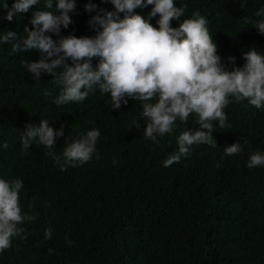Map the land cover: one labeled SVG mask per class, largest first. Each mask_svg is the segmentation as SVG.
I'll return each mask as SVG.
<instances>
[{"label": "trees", "instance_id": "trees-1", "mask_svg": "<svg viewBox=\"0 0 264 264\" xmlns=\"http://www.w3.org/2000/svg\"><path fill=\"white\" fill-rule=\"evenodd\" d=\"M15 2L0 0V36L15 32L18 37L0 43V179L23 182L21 214L34 219L18 225L24 231L0 252V264H264V166L247 167L251 155H264V106L257 109L247 100L229 97L223 109L227 126L213 121L217 147L193 145L179 163L164 167L178 151L179 135L201 130L196 114L186 122L177 120L172 133L157 136L158 143H153L145 139L139 101L129 99L126 106L113 109L110 95L96 89L82 102L57 106L53 101L61 86L54 77L42 73L36 80L23 67L24 61H39L40 53L12 52V43L26 36L25 27L32 29L33 12L46 10L44 0L8 21ZM89 3L115 11L109 0H75L72 23L61 27L60 36L95 37L89 22L97 12L85 11ZM174 4L185 12L171 26L178 28L199 11L228 70L243 67V53L251 48L264 55V34L245 22L264 19L255 16L264 0ZM152 7L137 8L134 14L158 28V16L149 20ZM52 11L60 14L56 0ZM118 15L123 19L125 14ZM98 62L93 58L94 68ZM44 119L56 131L63 126L64 136L52 149L34 141L25 151L20 140L25 125ZM93 129L100 136L91 159L61 171L66 145ZM234 143L242 151L224 155V148ZM49 151L60 157V165ZM49 228L51 238L45 239Z\"/></svg>", "mask_w": 264, "mask_h": 264}, {"label": "clouds", "instance_id": "clouds-1", "mask_svg": "<svg viewBox=\"0 0 264 264\" xmlns=\"http://www.w3.org/2000/svg\"><path fill=\"white\" fill-rule=\"evenodd\" d=\"M40 0H16L8 11L6 19L12 21L17 13H27ZM114 12L97 9L87 4L85 11H96L90 20L96 30L95 37L74 35L60 36L61 27L67 29L72 23L69 16L75 10V0H56L55 15L52 11L53 0H44V9L33 12L30 20L32 29L25 27V37L12 43V52L40 53L37 62H23V67L39 80L42 73L54 77L61 86L59 96L53 101L57 106L70 102L84 101L96 89L101 94H109L113 109L127 105L128 100L142 104V119L146 123L145 139L158 143L157 136L170 134L177 120L186 122L195 113L201 130L183 131L177 140L178 151L169 156L163 166L169 167L186 157L190 147L208 144L217 147L213 139V121L219 127L227 126V116L223 109L230 103L229 97L236 102L247 100L250 106L260 109L264 106V55L255 48L243 53V67L228 70L217 54V44L209 34L206 19L199 11L192 18L183 19L178 28L171 22L179 20L185 12L176 7L174 0H109ZM153 6L149 20L159 17L158 28L148 20L134 14L137 8ZM7 9V3L2 5ZM124 13L123 19L118 15ZM264 16V8L255 12ZM254 28L264 34V19L258 22L251 18ZM55 34L54 40L49 35ZM15 32L0 36V43L17 40ZM93 58L99 62L93 67ZM235 65V58L229 57ZM68 61H71V66ZM61 71L57 72L56 70ZM45 95L50 93L45 92ZM155 100V103L150 101ZM64 136V128L56 131L49 126L48 120L39 124L25 125L21 133V144L26 151L34 141L47 149H52L57 138ZM100 136L98 130H89L78 139L66 145L63 151L65 171L68 166L83 165L88 162ZM246 143V141H245ZM7 149L8 145H3ZM242 151V145L234 143L224 148V155L233 156ZM55 163L60 165V157L51 151ZM219 166V165H218ZM264 166V155L259 152L250 156L249 169ZM23 182L17 178L12 181L0 179V252L11 246V239L24 231L18 225L34 217L22 215L19 206V193ZM51 238V229L45 230V239ZM71 243V242H69Z\"/></svg>", "mask_w": 264, "mask_h": 264}]
</instances>
